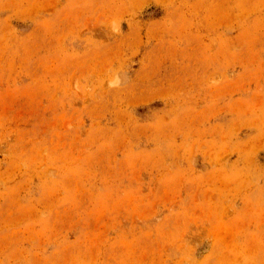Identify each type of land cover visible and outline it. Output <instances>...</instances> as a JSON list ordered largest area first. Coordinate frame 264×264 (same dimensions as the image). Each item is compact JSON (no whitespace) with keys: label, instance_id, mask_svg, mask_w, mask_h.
<instances>
[{"label":"rangeland","instance_id":"obj_1","mask_svg":"<svg viewBox=\"0 0 264 264\" xmlns=\"http://www.w3.org/2000/svg\"><path fill=\"white\" fill-rule=\"evenodd\" d=\"M0 264H264V0H0Z\"/></svg>","mask_w":264,"mask_h":264},{"label":"clouds","instance_id":"obj_2","mask_svg":"<svg viewBox=\"0 0 264 264\" xmlns=\"http://www.w3.org/2000/svg\"><path fill=\"white\" fill-rule=\"evenodd\" d=\"M120 84V79L119 77H116L113 81H112V85L111 86H119Z\"/></svg>","mask_w":264,"mask_h":264}]
</instances>
